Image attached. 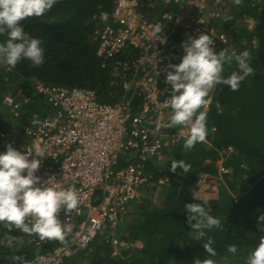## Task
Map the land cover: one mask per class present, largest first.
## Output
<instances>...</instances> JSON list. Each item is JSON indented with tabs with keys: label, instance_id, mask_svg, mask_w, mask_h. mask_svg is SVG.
Instances as JSON below:
<instances>
[{
	"label": "trees",
	"instance_id": "1",
	"mask_svg": "<svg viewBox=\"0 0 264 264\" xmlns=\"http://www.w3.org/2000/svg\"><path fill=\"white\" fill-rule=\"evenodd\" d=\"M114 0H58L53 8L41 17L22 21L25 31L33 38L42 40L44 62L38 67L30 61L21 60L15 68L0 64V130L20 132L31 127L33 118L39 121L49 108L41 97L35 94L33 80L50 86L78 87L95 91L102 103L116 105L130 98L123 92L121 81L113 78L114 63H103L96 57L92 35L99 24L95 15L111 12ZM230 17L220 29L232 31L235 37L236 53L248 50L254 74L241 82L238 91L218 85L209 98L208 131L211 146L198 143L185 151L184 143L165 154L162 160H152L145 166V172L153 178L144 200L131 207L129 218L118 227L115 238L128 243H140L139 248L119 250L104 236L99 237L73 260V264H193L195 258H211L216 264H245L249 252L258 244L264 232L258 230L257 217L264 214V0H243L236 6L229 5ZM254 20V29L249 31L243 21ZM6 36H0V43ZM181 44L179 37H173L170 49ZM127 56V59H126ZM134 55H124L122 61L131 60ZM235 70V65L225 66V76ZM21 89L30 98L18 120H13L4 105L6 96ZM139 100L133 99V108ZM219 102L222 114H218ZM232 148L225 156L224 167L229 173L219 182L216 195L202 199L198 182L201 173L213 177L218 175L215 167L220 150ZM183 159L191 164L186 175L169 171L173 160ZM119 161V167L124 165ZM181 173V169H177ZM247 176V178H244ZM160 179L167 182L158 184ZM193 197H196L193 200ZM235 197H238L235 201ZM211 207V215L220 219L222 229L213 228L207 233L215 244L217 255L209 257L202 245L206 242L193 239L191 228L186 223L184 205L203 203ZM195 223V222H193ZM261 226H264L262 223ZM22 235L16 230L8 231L0 225V264H13V255L30 259L32 252L22 246L9 248V236ZM237 246L235 255L227 252V246Z\"/></svg>",
	"mask_w": 264,
	"mask_h": 264
},
{
	"label": "built area",
	"instance_id": "2",
	"mask_svg": "<svg viewBox=\"0 0 264 264\" xmlns=\"http://www.w3.org/2000/svg\"><path fill=\"white\" fill-rule=\"evenodd\" d=\"M232 0H114L111 12L95 15L98 28L92 35L96 57L103 63L113 62V78L121 81L126 101L110 105L99 101L95 91L86 88L50 86L33 80L36 95L42 98L49 112L39 124L20 132L0 130V154L6 146L32 154L29 159H40L36 175L41 185L54 178L57 188L75 186L79 193L78 209L60 213L62 223L71 225L72 232L61 244L40 241L26 236L32 249L34 264H73V260L88 250L99 237L111 242L114 251L139 248L140 243H128L115 238L133 205L140 204L154 185L145 172L152 160H162L165 154L184 143L187 129H157V124L168 120L170 109L163 107L171 93L166 85L165 68L178 65L184 55L181 44L189 37L209 34L218 54L226 49L236 53L235 37L220 29V21L228 13ZM260 1V0H251ZM107 19H102V14ZM165 26L164 43L154 40L151 26ZM245 26L254 29V20L246 18ZM181 44L170 49L173 37ZM124 55H134L122 61ZM127 59V56H126ZM139 100L133 108V99ZM211 103V98H208ZM4 105L13 120L21 117L23 108L30 104L21 89L6 96ZM208 105V109L210 106ZM208 131L202 144L211 146ZM43 152L37 157L35 153ZM232 148L219 152L215 163L218 175L201 173L200 187L218 190L219 182L229 173L224 167L225 156ZM124 165L119 167V161ZM26 174V173H25ZM247 178V176H244ZM167 182L160 179L158 184ZM238 197H235L237 201ZM38 252V256L36 253Z\"/></svg>",
	"mask_w": 264,
	"mask_h": 264
},
{
	"label": "clouds",
	"instance_id": "3",
	"mask_svg": "<svg viewBox=\"0 0 264 264\" xmlns=\"http://www.w3.org/2000/svg\"><path fill=\"white\" fill-rule=\"evenodd\" d=\"M243 0H233L240 6ZM58 0H0V36L6 40L0 43V64L15 68L21 60H28L34 68L44 62L42 40L33 38L22 26V21L41 17ZM107 19V14H102ZM227 22V20H226ZM152 37L164 43L165 26L157 23L151 26ZM184 55L181 62L168 64L165 68L164 83L171 86V93L164 101L163 107L170 109L168 120L164 124H157V129H173L183 127L187 129L184 141L185 151L191 150L196 144L206 140L208 134L207 116L209 96L218 85L228 86L232 91H238L240 84L247 77L254 74L250 64V52L244 50L239 54H229L226 49L218 54L214 50V41L209 34L201 33L198 37L189 36L182 44ZM235 65V70L225 76V66ZM218 114L222 108L217 102ZM32 123L39 124L37 118ZM32 154L21 152L6 146V151L0 154V225L8 231H18L22 235L9 236V248L22 246L24 237H37L40 241L66 242L72 232L71 225L62 223L59 216L78 209L79 193L75 186L57 188L54 178H50L41 185L36 175L40 167V159H29ZM41 157L44 153H35ZM182 172L178 173L177 169ZM169 171L176 175H186L191 171V164L183 159L171 162ZM26 173V174H25ZM196 197H193L195 200ZM203 203H187L184 211L187 214L186 223L191 228L193 239L204 241L202 247L209 257H215L217 252L213 245L215 241L207 236L213 228L222 229L219 218L211 215V207ZM195 222V223H193ZM264 214L257 217L258 230L264 232ZM227 252L235 255L238 251L234 244L227 246ZM38 256V252L36 253ZM13 264H34L23 256L10 257ZM193 264H216L211 258H195ZM245 264H264V236L258 238V244L249 252Z\"/></svg>",
	"mask_w": 264,
	"mask_h": 264
},
{
	"label": "rangeland",
	"instance_id": "4",
	"mask_svg": "<svg viewBox=\"0 0 264 264\" xmlns=\"http://www.w3.org/2000/svg\"><path fill=\"white\" fill-rule=\"evenodd\" d=\"M230 17V10H228V13L222 18V20L220 21L222 23V25L225 23V21L227 20V18ZM244 23V21H243ZM245 24V23H244ZM230 33L233 34L232 31H228ZM234 36V35H233ZM199 180V179H198ZM200 181V180H199ZM218 191V190H217ZM216 192H212L211 190H209L207 188V186H202V190L199 192L200 194H198L200 196V198L202 199H211L216 195ZM129 218V215L127 217V219ZM117 231V230H116ZM25 249L27 250V252H32V249L29 246H26ZM115 255H119L120 251L117 250L116 252H114Z\"/></svg>",
	"mask_w": 264,
	"mask_h": 264
}]
</instances>
